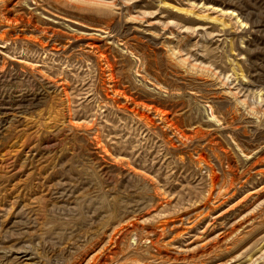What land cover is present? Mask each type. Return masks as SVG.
Returning <instances> with one entry per match:
<instances>
[{
  "label": "rangeland",
  "instance_id": "rangeland-1",
  "mask_svg": "<svg viewBox=\"0 0 264 264\" xmlns=\"http://www.w3.org/2000/svg\"><path fill=\"white\" fill-rule=\"evenodd\" d=\"M0 264H264V0H0Z\"/></svg>",
  "mask_w": 264,
  "mask_h": 264
},
{
  "label": "bare ground",
  "instance_id": "bare-ground-1",
  "mask_svg": "<svg viewBox=\"0 0 264 264\" xmlns=\"http://www.w3.org/2000/svg\"><path fill=\"white\" fill-rule=\"evenodd\" d=\"M231 13H233V11H232ZM231 13H230V14H231ZM236 17H237V16H236Z\"/></svg>",
  "mask_w": 264,
  "mask_h": 264
}]
</instances>
